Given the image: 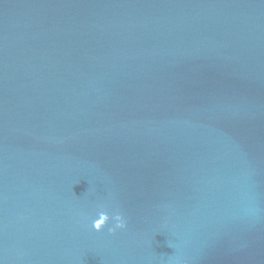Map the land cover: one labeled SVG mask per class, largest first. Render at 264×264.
<instances>
[{"label":"water","instance_id":"water-1","mask_svg":"<svg viewBox=\"0 0 264 264\" xmlns=\"http://www.w3.org/2000/svg\"><path fill=\"white\" fill-rule=\"evenodd\" d=\"M0 264H264V0H0Z\"/></svg>","mask_w":264,"mask_h":264},{"label":"clouds","instance_id":"clouds-1","mask_svg":"<svg viewBox=\"0 0 264 264\" xmlns=\"http://www.w3.org/2000/svg\"><path fill=\"white\" fill-rule=\"evenodd\" d=\"M110 219L114 222V224L109 228V232H115L116 229H121L126 226L125 217L121 212L116 211L113 215L110 216L107 210H101L98 213V218L92 221V227L95 230L100 231L109 222Z\"/></svg>","mask_w":264,"mask_h":264}]
</instances>
